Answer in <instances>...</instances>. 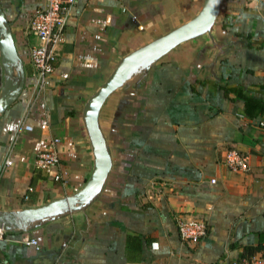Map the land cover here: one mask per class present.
<instances>
[{"label": "crops", "instance_id": "0c3cea01", "mask_svg": "<svg viewBox=\"0 0 264 264\" xmlns=\"http://www.w3.org/2000/svg\"><path fill=\"white\" fill-rule=\"evenodd\" d=\"M202 2L75 0L49 84L34 97L27 25L45 2L0 0L24 72L0 115V211L84 185L92 168L84 103L121 57L190 20ZM20 121L28 128L11 145ZM97 124L110 158L100 192L79 211L3 232L0 264H230L264 255V0H220L210 31L130 76ZM51 139L62 184L34 164ZM229 149L247 156V172L223 165ZM177 216L205 221V237L182 243Z\"/></svg>", "mask_w": 264, "mask_h": 264}, {"label": "water", "instance_id": "95a60500", "mask_svg": "<svg viewBox=\"0 0 264 264\" xmlns=\"http://www.w3.org/2000/svg\"><path fill=\"white\" fill-rule=\"evenodd\" d=\"M220 0H203L199 11L187 22L138 47L119 59L105 81L87 99L81 122L89 142L92 168L84 185L71 195L37 207L0 211V231L26 232L60 216L79 211L100 192L110 169V158L97 124L98 111L114 91L137 72H145L161 57L182 43L207 34L219 13ZM0 115L21 92L24 72L8 24L0 9Z\"/></svg>", "mask_w": 264, "mask_h": 264}, {"label": "built area", "instance_id": "2783aa9c", "mask_svg": "<svg viewBox=\"0 0 264 264\" xmlns=\"http://www.w3.org/2000/svg\"><path fill=\"white\" fill-rule=\"evenodd\" d=\"M44 2L43 8L35 13L27 25L28 31L35 38V44L29 48L31 76L36 85L34 97L49 84L57 59L56 48L63 41L68 12L75 0H44ZM27 128L22 126V121H20L11 145H14L20 131ZM57 142V139H51L44 149L39 150L35 155L34 164L36 169L42 171L52 181L61 182L59 159L54 147ZM222 163L228 171L233 173L248 171L247 156L233 149L225 152ZM4 165H10V161L5 159ZM174 223L178 239L187 245L198 243L207 232L205 221L196 217L177 216ZM2 235L3 232L0 231V239ZM26 245L36 246V243L30 240L26 242ZM230 264H264V255L253 254Z\"/></svg>", "mask_w": 264, "mask_h": 264}, {"label": "trees", "instance_id": "16d2710c", "mask_svg": "<svg viewBox=\"0 0 264 264\" xmlns=\"http://www.w3.org/2000/svg\"><path fill=\"white\" fill-rule=\"evenodd\" d=\"M0 82H1V72H0ZM243 102H244V104H247V105L252 104L254 106H257L259 108V110H261V105L257 101L247 100L244 98Z\"/></svg>", "mask_w": 264, "mask_h": 264}]
</instances>
